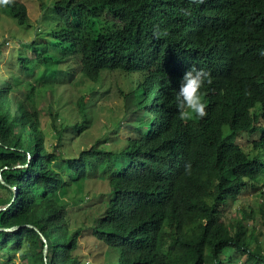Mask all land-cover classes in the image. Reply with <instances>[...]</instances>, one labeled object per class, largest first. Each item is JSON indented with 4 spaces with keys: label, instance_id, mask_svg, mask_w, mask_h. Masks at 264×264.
<instances>
[{
    "label": "trees",
    "instance_id": "trees-1",
    "mask_svg": "<svg viewBox=\"0 0 264 264\" xmlns=\"http://www.w3.org/2000/svg\"><path fill=\"white\" fill-rule=\"evenodd\" d=\"M233 1L36 0L45 24L16 54L18 71L0 74V207L18 188L0 211V264H92L80 258L87 229L106 264H264V0ZM3 7L7 24L33 28L23 4ZM189 36L220 70L203 89L207 116L184 123L152 80L172 64L203 69L183 52ZM40 105L72 150L49 148ZM97 111L109 114L103 135L76 150ZM86 182L99 201L73 227L62 196ZM251 191L256 206L230 215Z\"/></svg>",
    "mask_w": 264,
    "mask_h": 264
},
{
    "label": "rangeland",
    "instance_id": "rangeland-1",
    "mask_svg": "<svg viewBox=\"0 0 264 264\" xmlns=\"http://www.w3.org/2000/svg\"><path fill=\"white\" fill-rule=\"evenodd\" d=\"M92 2V0H89ZM93 1H101V0H93ZM19 2L23 3L26 8V15L30 19L32 23H34L33 28L29 25L25 27L20 28L14 21L10 20L9 24L5 22L4 19L1 18H7L8 16L1 12V9L4 8L3 6H0V45L2 49V54L0 56V74L3 75H9L10 70L12 71H18L17 67L15 65L16 63V54L19 52L24 53L25 49L23 48V42H31L32 40L37 37V29L40 30V27L44 25L45 21L41 24L36 22L38 18L41 17L42 20V14L41 10L38 6V3L36 0H19ZM94 74L89 73V76L92 77ZM76 92V90H75ZM77 93V92H76ZM77 95L74 97L76 98ZM109 102L107 104H118L119 102L115 97L108 100ZM43 106L40 105L38 107L39 113L41 115L42 120V127L46 131V142L49 148H52L51 145H53L52 150H56L55 144L57 143L58 148H62L65 151V148L67 150H72L71 144L68 140L64 141V146L60 144V140L56 139V134L51 129L49 122L47 121L48 118L45 114V111L42 110ZM88 115L93 114V111L89 109L87 111ZM109 114L106 111H97V117L96 121L92 120L91 123L95 126L91 129V133L93 134V137L86 138L84 140L79 139L76 140L75 143L77 146L75 147L76 150L81 149L84 146H89L91 143H93L95 137H101L104 133L103 130V124L106 123L107 118ZM112 116L115 118L116 116L112 114ZM127 130L122 129L121 130V136L125 137ZM228 131H226V134ZM112 136H116L111 134ZM256 136L250 137L249 135H242L238 136L236 139L237 143L240 144H246L247 142H250L254 140ZM69 142V144H68ZM66 153V151H65ZM74 151L71 152L73 155ZM18 167V166H16ZM99 175L104 177L111 176V172L108 171V166L103 163L99 169ZM95 186L93 183L86 182L84 185V188L79 189H72L70 190L67 195L63 194L62 201L67 206L68 212H69V218L71 221V224L73 227H79L81 225L87 224L89 220L87 219L88 211L94 208L95 204H98L99 199L96 198L95 200H90V195L92 191L94 190ZM0 195H4V192L1 191ZM256 202L258 203V198L256 197V193L246 192L244 195L240 196V199L237 203H235L233 206V211L230 212V215L236 214L237 210L239 208H242L243 206H256ZM251 225V224H250ZM258 230H263L264 226L262 224H257ZM85 230V229H84ZM51 235V234H50ZM53 236V235H51ZM263 241V238L261 239ZM79 247L81 249L80 252V258L83 257V261L90 262L92 264H106V262H110L108 260L109 254L105 257L106 250L104 248V245L100 242H97L93 239V237L90 234V230H85L80 238ZM209 249H207L208 251ZM239 255H237L238 257ZM246 258H242L239 264H243ZM18 261V259H16ZM113 261H116L115 259ZM208 264H211L209 261Z\"/></svg>",
    "mask_w": 264,
    "mask_h": 264
},
{
    "label": "clouds",
    "instance_id": "clouds-1",
    "mask_svg": "<svg viewBox=\"0 0 264 264\" xmlns=\"http://www.w3.org/2000/svg\"><path fill=\"white\" fill-rule=\"evenodd\" d=\"M14 1L19 2V0H0V6H8L13 4ZM220 1L224 4H234L233 0ZM204 2L205 0H190V3L192 4H203ZM184 11L185 15H190L189 10ZM227 23L228 21L226 19L220 21L215 18L216 26L223 32H226ZM155 34L157 37L159 36V32ZM183 52L191 62L194 57H200V62H197L196 64L203 66V69H197L195 67L189 69L185 63L178 65L172 64V67L166 73H162L161 76L153 79L152 82L157 86L160 98L174 104L179 118L183 120L184 123H188L197 119H203L207 116L208 113L206 109L208 103L204 98L203 89L206 84H212L211 76L214 71H218L220 69L212 66L207 57L199 56L200 54L198 53L196 46L192 42V37L190 36L189 44L183 48ZM261 55H264V52H262ZM156 99L157 97H155L154 100L156 101ZM158 106V103H156V109ZM17 166L22 169L29 167L28 164H23L21 159L19 160ZM190 168L191 165L187 164L186 171H190ZM8 186L10 189L9 201L6 206L0 207L1 209L3 208L2 210H5L8 205L13 203L18 195V188L16 185L9 184ZM10 229L6 231H12Z\"/></svg>",
    "mask_w": 264,
    "mask_h": 264
},
{
    "label": "water",
    "instance_id": "water-1",
    "mask_svg": "<svg viewBox=\"0 0 264 264\" xmlns=\"http://www.w3.org/2000/svg\"><path fill=\"white\" fill-rule=\"evenodd\" d=\"M0 180H1V182H3V183H5L3 180H2V177H1V175H0ZM3 209V208H2ZM1 208H0V211L2 210ZM17 228H19V226H17V227H13L12 229H10V230H15V229H17ZM6 230H8V229H6ZM44 239V241H46V239L45 238H43ZM46 251L47 250H45L44 251V253H46Z\"/></svg>",
    "mask_w": 264,
    "mask_h": 264
}]
</instances>
